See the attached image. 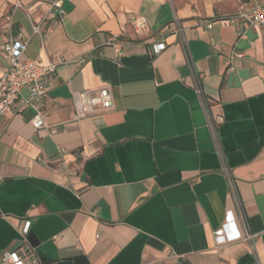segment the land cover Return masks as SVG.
I'll list each match as a JSON object with an SVG mask.
<instances>
[{"label":"crops","instance_id":"1","mask_svg":"<svg viewBox=\"0 0 264 264\" xmlns=\"http://www.w3.org/2000/svg\"><path fill=\"white\" fill-rule=\"evenodd\" d=\"M51 1L0 0V41H24V58L55 65L37 107L23 89L0 117V253L31 250L40 264H257L245 242L214 241L227 215L244 233L228 169L264 264V24L228 23L252 1L64 0L62 19ZM131 15L146 28L137 33ZM156 42L165 48L155 54ZM234 53L243 59L229 71ZM198 86L223 116L217 140ZM102 88L112 107L76 119L72 94Z\"/></svg>","mask_w":264,"mask_h":264},{"label":"built area","instance_id":"2","mask_svg":"<svg viewBox=\"0 0 264 264\" xmlns=\"http://www.w3.org/2000/svg\"><path fill=\"white\" fill-rule=\"evenodd\" d=\"M64 0H52L48 4V11L54 12L58 19H62L65 12L62 8ZM253 5L243 11L238 12L232 16L228 23L234 24L237 20L242 21L248 26H259L264 24V0H251ZM16 8H21V5L16 2ZM130 24L134 30L139 33L146 28V20L143 17L131 15ZM55 22H53V25ZM210 28V25H208ZM164 30H168L164 27ZM174 34L180 36V42L182 45L186 44V40L183 38V30L176 23L173 27ZM32 33L34 35H41L40 26H32ZM115 53L120 55L121 44L116 43L114 45ZM165 48L163 42H156L152 45V51L156 54ZM26 50V42L16 39H10L7 41H0V56L5 65L0 66V117L12 111L17 100H19L20 92L23 89L28 90V95L24 99V103L37 107L44 99L47 93V85L51 81L54 71V64L41 65L38 60L24 58ZM243 59V54L234 53L229 57L228 70H234V62ZM65 64V61L62 62ZM196 93L201 100L202 108L205 112L207 127L210 130L212 136L217 140L218 127L223 123V116L216 111L215 106L211 105L206 99L204 92L200 86L196 87ZM72 102L74 109V116L76 119H83L86 116L102 110H108L112 107V97L109 89L102 88L98 90H85L81 92H75L72 94ZM35 114L31 119V125L33 129L39 130L43 128L44 123L41 114L35 108ZM54 132V131H53ZM224 175L228 180L230 189L232 190L237 206L239 208V218L242 221L244 233L241 237L236 231L235 223L230 215L226 216L225 222L220 228L214 232L215 244L221 246L236 240H241L248 244L250 251L252 252L256 263L258 264L257 249L255 244V235L251 234L243 223V212L240 208L238 199L236 197V191L233 180L229 174L228 169H224ZM29 223L26 222L23 228L25 234L28 230ZM0 264H40L35 258L33 251L27 250L20 253L19 250L3 251L0 253Z\"/></svg>","mask_w":264,"mask_h":264}]
</instances>
